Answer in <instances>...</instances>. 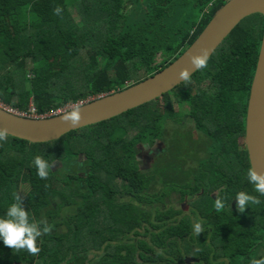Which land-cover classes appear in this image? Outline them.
Wrapping results in <instances>:
<instances>
[{
  "label": "trees",
  "instance_id": "1",
  "mask_svg": "<svg viewBox=\"0 0 264 264\" xmlns=\"http://www.w3.org/2000/svg\"><path fill=\"white\" fill-rule=\"evenodd\" d=\"M226 2L0 0V100L50 115L138 84L178 59ZM263 31L262 15L243 20L207 68L171 91L175 97L169 92L53 142L8 136L0 146V217L13 193L31 221L44 214L54 222L65 207L77 212L37 238V256L14 253L0 239V264H186L187 257L199 264H250L264 258V196L246 178L251 164L240 143ZM174 99L183 110L187 106L190 123L206 138L193 193L200 194L194 206L205 229L199 236L191 233L189 218L170 223L177 219L172 210L152 207L165 191L155 198L148 192L155 179L149 169L153 144L160 142L163 156L166 148L171 152L163 137L176 115ZM176 134L166 141L181 142L193 157L192 139ZM37 155L55 162L47 180L37 175ZM241 191L262 203L241 213L235 200ZM217 197L225 202L219 212ZM60 225L64 232L56 230Z\"/></svg>",
  "mask_w": 264,
  "mask_h": 264
},
{
  "label": "water",
  "instance_id": "2",
  "mask_svg": "<svg viewBox=\"0 0 264 264\" xmlns=\"http://www.w3.org/2000/svg\"><path fill=\"white\" fill-rule=\"evenodd\" d=\"M255 14L264 17V0H230L197 40L168 67L138 84L82 104L84 119L77 127L62 122L64 113L46 119H30L0 107V128L6 127L9 135L16 138L47 143L157 100L184 83L178 78L181 69L190 68L191 77L197 72L190 64V56L198 54L201 48H208L211 58L238 25ZM244 139L251 167L264 172V31L250 90Z\"/></svg>",
  "mask_w": 264,
  "mask_h": 264
},
{
  "label": "clouds",
  "instance_id": "3",
  "mask_svg": "<svg viewBox=\"0 0 264 264\" xmlns=\"http://www.w3.org/2000/svg\"><path fill=\"white\" fill-rule=\"evenodd\" d=\"M63 12L62 7L57 6L54 13L61 16ZM210 53L208 48H201L198 54L190 56V64L196 71L203 70L208 66ZM192 70L185 67L180 70L178 78L185 84H190ZM82 106L79 103L71 104L70 110L66 111L61 120L71 127H77L84 119L82 113ZM9 130L6 127L0 128V146L7 143ZM53 163L42 156L37 155L33 164L37 170V175L44 180L49 177V170L53 167ZM247 180L253 185L254 191L259 196H264V172L258 171L255 167H250L246 172ZM46 187H48L46 185ZM257 195H251L246 192L237 193L235 200L238 201L237 208L243 213L250 205H259L262 201ZM14 202L9 205L4 216L0 217V239L3 240L5 246L13 249L14 253L21 250L27 251L33 256H37L41 249L37 245V238L42 235L50 234L54 225H49L47 220L39 222L31 221L29 213L22 204V198L19 193H13ZM214 208L219 212L225 208V202L221 197L215 200ZM42 226V227H41ZM193 232L199 236L205 231L201 222L197 221L193 224ZM250 264H264V258H253Z\"/></svg>",
  "mask_w": 264,
  "mask_h": 264
},
{
  "label": "flooded vegetation",
  "instance_id": "4",
  "mask_svg": "<svg viewBox=\"0 0 264 264\" xmlns=\"http://www.w3.org/2000/svg\"><path fill=\"white\" fill-rule=\"evenodd\" d=\"M172 96L175 97V95H172ZM178 106H179V104H178ZM186 107L187 106L185 105V108ZM188 107L190 108L189 105H188ZM185 108L183 110V107H180L179 111H175V108L173 107L176 115L173 118H169L167 123L171 122V123L177 125V129L175 132H177L176 137L178 139H180V140L183 139V140L187 141V139L190 137L192 140L197 141V138L195 137V133H197L198 135L201 133H198L195 130V128H193L192 124L190 123V114L187 116V110L188 109L186 110ZM179 125L181 127H183V125H185V127L191 126L193 131L191 132L188 129V130H186V132H181V130L178 128ZM175 132L173 133V136H174ZM201 138L206 140L205 135H203V134H201ZM192 140L189 139L190 145L193 144ZM205 140H203V144L205 143ZM243 140L245 141V139H243ZM159 143L160 142H155L153 144L154 145V147H153L154 153L151 156L150 161H149L151 164V167L149 169L151 171H153V169L155 170V180H154L155 183H154V185H158V180L166 182L165 183L166 191H165L164 198L167 197L169 199L168 201L170 204L168 205V207L165 206V208H166L165 210H172L173 213H175L176 218H177V219L172 218L171 220H169V221H171L170 223H176V222H174L175 220L181 221V219L189 218L191 223H192V226H193V224L195 222H197V221L201 222V220L203 218L201 213L194 206V202L197 201V198L200 196V194H198V196H196L195 194H193L195 192L190 193V191H189L190 183L193 182L196 184L195 172H197L201 169L200 165H199V168L196 170L195 169H189L188 163H191L194 158L190 157L188 155V150L184 149V147H183V150L181 151V156L170 155L171 152L167 148H166V156L161 155L160 151L157 149V145H159ZM179 143H181V142H179ZM203 144L199 145V146L204 148ZM191 149H193V148H191ZM160 158H162V161L164 159L168 160L167 165H166L167 168L157 165V161ZM203 158L204 157H202L201 159H203ZM159 167L162 169H159ZM152 183H153V181H152ZM187 192H189L190 194ZM218 194H219V191H216L215 196H217ZM175 196L178 197L177 200H174ZM176 202L180 203L179 209H176V205H175ZM191 233L194 234L193 227H192ZM184 261L186 262V264H199V260L195 259L193 257H187L184 259Z\"/></svg>",
  "mask_w": 264,
  "mask_h": 264
},
{
  "label": "rangeland",
  "instance_id": "5",
  "mask_svg": "<svg viewBox=\"0 0 264 264\" xmlns=\"http://www.w3.org/2000/svg\"><path fill=\"white\" fill-rule=\"evenodd\" d=\"M230 0H227V2H229ZM226 2V3H227ZM70 10H72V9H70ZM72 12L74 13V11L72 10ZM75 15V14H74ZM251 17V16H250ZM174 91V90H173ZM173 92H171V95H173L172 94ZM173 105H174V108H175V111H179L180 110V106H178V104H177V100L176 99H174L173 100ZM190 107H191V109L193 110V112L195 111V108H194V106H193V102H191V105H190ZM180 130H181V132H186V130H190L191 132L193 131V129L191 128V126L190 127H188V126H186L185 127V125H183V127H181L180 125H179V127H178ZM176 129H177V125L176 124H173V123H171V122H168L167 124H166V126H165V129H164V137H163V139H165V143H166V145L167 146H169L170 145V147H171V154L170 155H176L177 153V155H180L181 154V151L183 150V146H182V144L181 143H179V142H175L174 141V139L173 140H171L170 141V143L168 142V141H166V139H171L172 137H173V133L176 131ZM195 137L197 138V141L195 142V143H193L192 145H191V148H193L192 150H193V161L191 162V163H188V166H189V169H198L199 168V165H200V163H199V161H200V159L202 158V157H204V152H203V150H204V148H202L201 146H199V145H202L203 144V140H205V139H202L201 138V134H197V133H195ZM241 145H243V144H245V141L244 140H241ZM158 146H162V145H158ZM158 146H157V148H158ZM199 150V151H198ZM147 155V154H146ZM167 162H168V160L167 159H164L163 161H162V158H160L158 161H157V165L158 166H162V167H166L167 168ZM159 169H162V168H160L159 167ZM188 169V170H189ZM148 171H150L149 169H147V172ZM153 173H154V175H155V170L153 169ZM195 174H198V171L197 172H195ZM196 178H197V175H196ZM196 178H195V181H196ZM155 179H153V183L150 185V188L148 189V192H149V194H151L154 198L157 196V195H161L162 194V192L163 191H166V185L164 184V183H162V181L160 180H158V185H154V183H155V181H154ZM166 183V182H165ZM191 185L194 187V188H191ZM196 184L195 183H193V182H191L190 183V189H189V191H190V193H192V192H194V190L196 189V186H195ZM24 193L25 194H27V193H29V191H24ZM187 193H189V192H187ZM189 193V194H190ZM29 195V194H28ZM178 199V197L177 196H175L174 197V200H177ZM169 199L167 198V197H165L164 198V200L163 201H156V202H154V204H153V206L152 207H158V206H161V208L162 209H166L165 208V206H167L168 207V205L170 204L169 203V201H168ZM175 205H176V209H179L180 208V203L179 202H176L175 203ZM65 209H66V213H64V212H61L60 213V216L59 217H57L55 220H54V222H53V220L51 219V218H49V217H46L44 214H41V219L42 220H47V222H48V224L49 225H54V223H56V222H58V221H62L63 219H65V218H67V217H71V216H73V215H75L76 214V212H77V208L76 207H65ZM54 227H55V225H54ZM53 227V228H54ZM56 230L58 231V232H64L65 231V226H63V225H60L59 227H57L56 228ZM81 261V259H78L77 261H75L74 262V264H78L79 262ZM17 264H21V263H17Z\"/></svg>",
  "mask_w": 264,
  "mask_h": 264
},
{
  "label": "bare ground",
  "instance_id": "6",
  "mask_svg": "<svg viewBox=\"0 0 264 264\" xmlns=\"http://www.w3.org/2000/svg\"><path fill=\"white\" fill-rule=\"evenodd\" d=\"M256 15V14H255ZM247 19V18H246ZM89 101V100H88ZM88 101H86V102H88ZM86 102H81V103H79L80 105H82V104H85ZM70 106H71V104H69L67 107H65V108H62V109H60V110H58L57 112H55V113H53V114H50V115H40L38 112H37V109H36V107H35V105H32V108H35V111H36V116L35 117H29V116H24V115H22L21 113H27V112H24V111H21V110H18V109H15V108H12V107H10V106H7V105H4L2 102H1V100H0V107H2L3 109H6V110H9V111H11V112H13V113H15L16 115H18V116H21V117H25V118H30V119H46V118H50V117H54V116H58V115H60V114H63V113H65L66 111H68V110H70ZM31 108V109H32ZM30 109V110H31ZM29 112V111H28ZM82 129V128H81ZM10 136V135H9ZM66 136V135H65ZM64 137V136H63ZM16 138V137H15ZM20 139V138H19ZM61 139V138H60ZM59 139V140H60ZM57 141V140H56ZM53 142V141H52ZM32 143V142H31ZM48 143V142H47ZM35 144H41V143H35Z\"/></svg>",
  "mask_w": 264,
  "mask_h": 264
},
{
  "label": "built area",
  "instance_id": "7",
  "mask_svg": "<svg viewBox=\"0 0 264 264\" xmlns=\"http://www.w3.org/2000/svg\"><path fill=\"white\" fill-rule=\"evenodd\" d=\"M24 116H29V117H35L36 116V111L35 108H32L29 112L27 113H21Z\"/></svg>",
  "mask_w": 264,
  "mask_h": 264
}]
</instances>
